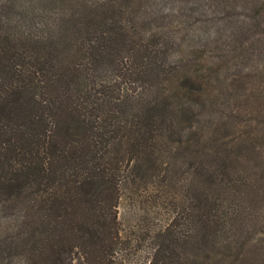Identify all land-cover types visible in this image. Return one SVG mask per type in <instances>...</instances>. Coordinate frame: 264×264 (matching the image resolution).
<instances>
[{
    "label": "trees",
    "instance_id": "16d2710c",
    "mask_svg": "<svg viewBox=\"0 0 264 264\" xmlns=\"http://www.w3.org/2000/svg\"><path fill=\"white\" fill-rule=\"evenodd\" d=\"M161 157L190 209L150 264H264V0H0V264H112Z\"/></svg>",
    "mask_w": 264,
    "mask_h": 264
},
{
    "label": "rangeland",
    "instance_id": "374dc122",
    "mask_svg": "<svg viewBox=\"0 0 264 264\" xmlns=\"http://www.w3.org/2000/svg\"><path fill=\"white\" fill-rule=\"evenodd\" d=\"M162 161L163 157L159 166L147 173L133 171V164L128 161L122 166L117 213L121 243L111 255L112 264H150L159 244L157 236L180 212L186 213L184 221L188 216L190 201L183 188L191 175L182 172L173 179L166 162ZM79 215L83 217L81 213ZM69 238L75 241L74 235L70 234ZM102 246L101 239L91 245L90 260L94 263L101 264ZM81 254L78 248L72 252L73 264H86L87 260ZM44 255L40 258L46 264Z\"/></svg>",
    "mask_w": 264,
    "mask_h": 264
}]
</instances>
